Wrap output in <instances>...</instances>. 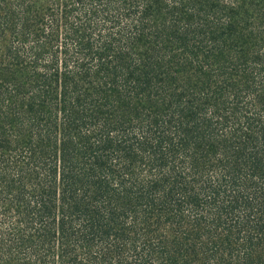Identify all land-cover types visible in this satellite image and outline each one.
Segmentation results:
<instances>
[{
  "label": "trees",
  "instance_id": "1",
  "mask_svg": "<svg viewBox=\"0 0 264 264\" xmlns=\"http://www.w3.org/2000/svg\"><path fill=\"white\" fill-rule=\"evenodd\" d=\"M0 264H264V0H0Z\"/></svg>",
  "mask_w": 264,
  "mask_h": 264
}]
</instances>
